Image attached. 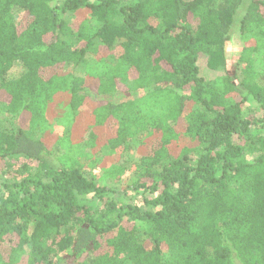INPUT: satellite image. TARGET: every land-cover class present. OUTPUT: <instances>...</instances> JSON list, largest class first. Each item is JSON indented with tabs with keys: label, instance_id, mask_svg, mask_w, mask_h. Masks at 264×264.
I'll list each match as a JSON object with an SVG mask.
<instances>
[{
	"label": "trees",
	"instance_id": "obj_1",
	"mask_svg": "<svg viewBox=\"0 0 264 264\" xmlns=\"http://www.w3.org/2000/svg\"><path fill=\"white\" fill-rule=\"evenodd\" d=\"M0 264H264V0H0Z\"/></svg>",
	"mask_w": 264,
	"mask_h": 264
},
{
	"label": "rangeland",
	"instance_id": "obj_2",
	"mask_svg": "<svg viewBox=\"0 0 264 264\" xmlns=\"http://www.w3.org/2000/svg\"><path fill=\"white\" fill-rule=\"evenodd\" d=\"M236 36V35H235ZM234 42H236V39L233 40ZM238 53V49L236 46L231 47L229 51H227V55L229 57L230 60H227L228 64H227V68L226 70H220V69H211L209 68V66L207 65V57L205 55H201L200 59H199V66H200V70L202 75L206 78V79H210V80H214L216 78H219L220 76H222L225 73H230L233 72V70H235V66H236V62L234 61V57L235 55H237ZM233 60V61H231ZM20 67L16 66L14 67L13 71L14 72H19ZM239 74V71H238ZM252 105H249L250 108V112L259 115L260 111L256 110V108L251 107ZM256 110V111H255ZM55 128H59L60 123L56 122L55 124ZM141 137L138 136V139ZM135 144L136 142L131 146V148L128 150L126 156H125V162L126 163H133V161L137 160V156L135 153ZM102 155V153L100 154ZM24 161L26 162V159H24L23 157H13L9 160V166L11 167V170L16 168L17 166H20L22 163H24ZM102 182V181H101ZM109 187L114 188V190L116 191L114 194H112L113 196H118L120 198V200H130L131 195H126L123 191H121V187L118 185H115L113 183L107 182Z\"/></svg>",
	"mask_w": 264,
	"mask_h": 264
}]
</instances>
